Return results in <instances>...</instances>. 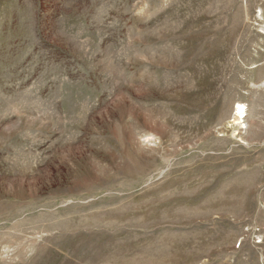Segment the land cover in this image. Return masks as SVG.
I'll return each mask as SVG.
<instances>
[{
	"label": "rangeland",
	"instance_id": "rangeland-1",
	"mask_svg": "<svg viewBox=\"0 0 264 264\" xmlns=\"http://www.w3.org/2000/svg\"><path fill=\"white\" fill-rule=\"evenodd\" d=\"M0 264H264V0H0Z\"/></svg>",
	"mask_w": 264,
	"mask_h": 264
},
{
	"label": "bare ground",
	"instance_id": "bare-ground-1",
	"mask_svg": "<svg viewBox=\"0 0 264 264\" xmlns=\"http://www.w3.org/2000/svg\"><path fill=\"white\" fill-rule=\"evenodd\" d=\"M243 108H244V104H242L241 102L240 103H236V105H235V107H234V111H235V113H234V118H233V125L235 124V125H240V124H242L243 122H244V120H240V118H245V115L243 116V115H241L242 113H244V110H243ZM241 115V116H240ZM234 125V126H235ZM242 126V125H241ZM235 128V127H234Z\"/></svg>",
	"mask_w": 264,
	"mask_h": 264
}]
</instances>
